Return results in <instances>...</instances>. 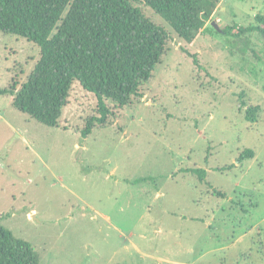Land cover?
<instances>
[{
    "label": "rangeland",
    "instance_id": "374dc122",
    "mask_svg": "<svg viewBox=\"0 0 264 264\" xmlns=\"http://www.w3.org/2000/svg\"><path fill=\"white\" fill-rule=\"evenodd\" d=\"M217 1L194 43L134 1L166 31L167 51L142 96L108 101L112 114L84 139L98 101L79 82L58 126L0 93V223L39 264H264L263 39L239 34L264 0ZM39 57L0 31V91L20 87Z\"/></svg>",
    "mask_w": 264,
    "mask_h": 264
},
{
    "label": "trees",
    "instance_id": "16d2710c",
    "mask_svg": "<svg viewBox=\"0 0 264 264\" xmlns=\"http://www.w3.org/2000/svg\"><path fill=\"white\" fill-rule=\"evenodd\" d=\"M134 1L151 7L189 43L208 31L218 6L217 0H0V31L25 37L40 48L27 80L20 87L14 81L0 93H10L12 104L31 118L58 126L71 88L79 82L98 101L97 114L87 118L81 130L86 138L112 114L108 101L123 107L142 96V84L152 78L167 51L166 31ZM222 31L229 34L230 28ZM253 32L262 37L264 50V13L256 14L253 24L239 27V34ZM258 107L247 108L248 120H257ZM253 155L248 149L240 161ZM191 171L201 179L206 173L203 168ZM0 264H39L30 244L1 223Z\"/></svg>",
    "mask_w": 264,
    "mask_h": 264
},
{
    "label": "water",
    "instance_id": "95a60500",
    "mask_svg": "<svg viewBox=\"0 0 264 264\" xmlns=\"http://www.w3.org/2000/svg\"><path fill=\"white\" fill-rule=\"evenodd\" d=\"M212 24H213L216 28H218V30H220L218 24H217L215 21H213ZM81 149H82V148H81ZM33 217H36V216L34 215Z\"/></svg>",
    "mask_w": 264,
    "mask_h": 264
}]
</instances>
